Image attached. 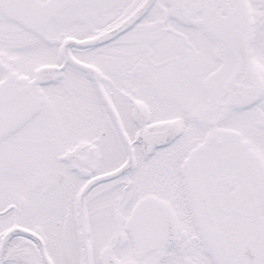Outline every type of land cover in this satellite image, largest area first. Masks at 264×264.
<instances>
[{
    "label": "snow or ice",
    "instance_id": "1",
    "mask_svg": "<svg viewBox=\"0 0 264 264\" xmlns=\"http://www.w3.org/2000/svg\"><path fill=\"white\" fill-rule=\"evenodd\" d=\"M0 264H264V0H0Z\"/></svg>",
    "mask_w": 264,
    "mask_h": 264
}]
</instances>
